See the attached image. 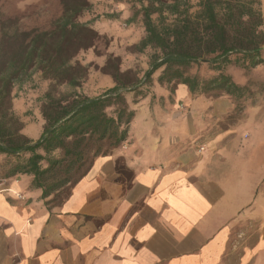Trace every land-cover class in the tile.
Returning a JSON list of instances; mask_svg holds the SVG:
<instances>
[{"label": "crops", "instance_id": "obj_1", "mask_svg": "<svg viewBox=\"0 0 264 264\" xmlns=\"http://www.w3.org/2000/svg\"><path fill=\"white\" fill-rule=\"evenodd\" d=\"M137 110L124 145L96 157L57 206L27 174L0 183V264H264L257 120L250 137L201 139L175 118L145 120L132 134Z\"/></svg>", "mask_w": 264, "mask_h": 264}, {"label": "trees", "instance_id": "obj_2", "mask_svg": "<svg viewBox=\"0 0 264 264\" xmlns=\"http://www.w3.org/2000/svg\"><path fill=\"white\" fill-rule=\"evenodd\" d=\"M159 2V7L145 9L146 34L136 44L140 51L156 49L143 81L131 80L117 58L107 71L114 86L96 96H57L50 89L44 96L45 125L37 140L22 133V121L14 110L15 87L36 71L52 85H80L88 70L73 60L93 47L101 34L80 19L91 10L89 0H61L62 14L49 29L24 30L17 18L1 17L0 155L6 158L1 176L29 174L30 187L40 188L42 198L61 195L87 173L96 157L112 153L128 138L137 109L126 94L138 91L139 100L134 102L152 98L154 74L160 68L157 81L173 91L184 85L194 97L225 93L234 107L241 103L248 87L235 81L226 68L264 63L260 0H199L194 10L190 0ZM156 11L159 16L154 20ZM203 66L211 73L202 74Z\"/></svg>", "mask_w": 264, "mask_h": 264}, {"label": "rangeland", "instance_id": "obj_3", "mask_svg": "<svg viewBox=\"0 0 264 264\" xmlns=\"http://www.w3.org/2000/svg\"><path fill=\"white\" fill-rule=\"evenodd\" d=\"M198 1L190 0L195 6L192 10L196 8ZM98 3L101 4L98 14L95 12L92 15L94 3L91 2V10L85 11L80 18L101 34L93 47L81 51L73 60L80 62L88 70L80 85L74 86L68 83L52 85L49 79L36 71L30 79L14 89V110L22 121V133L32 140H37L43 131L45 119L42 114V104L46 92L50 89L57 96L73 93L96 96L114 86L115 81L107 71L117 58L120 59L118 64L121 70L126 72L131 80L143 81L156 49L147 47L140 51L136 44L146 34L145 9L159 7V0H101ZM259 8L264 18V0H260ZM62 10L61 0H0V20L3 15L15 17L24 30L51 28L62 14ZM158 16V11L152 14L154 20H157ZM109 19L113 20V23H110ZM262 28L264 30V24ZM108 63L109 66H106ZM226 71L235 81L248 87L245 97L235 107L231 96L225 93L219 95L212 92L194 97L189 91L188 94L186 93L184 87H181L183 85H179L177 90L173 91L171 86L161 85L157 81L162 68L157 70L154 74V85L151 87V92L155 94L152 98L149 95L134 102L138 99V91H130L126 94L131 105L139 109L140 113L132 134L143 133L145 120L175 118L181 121L183 131H190L201 139L216 135H223L226 138L241 135L250 137L251 131L246 130V127L248 128V124L254 125L251 122L256 119L258 132L264 136V63L255 68L231 64ZM200 72L205 75L211 73L205 66ZM148 85L146 83L144 88ZM158 105L171 108V116L162 117L156 110ZM198 148L202 150L204 146ZM5 159L4 155H0L1 171L6 168L2 165ZM117 161L123 177L129 179L131 173L125 161L121 159ZM1 175L0 173V183H5L9 178ZM29 177L32 178L31 175ZM68 191L69 187L58 197L54 198L51 195L43 199H48L46 202L50 207L57 206Z\"/></svg>", "mask_w": 264, "mask_h": 264}]
</instances>
